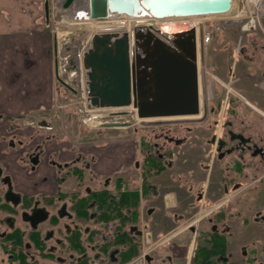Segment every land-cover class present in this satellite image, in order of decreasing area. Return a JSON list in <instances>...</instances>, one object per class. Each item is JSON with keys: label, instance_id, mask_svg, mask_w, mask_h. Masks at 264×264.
Segmentation results:
<instances>
[{"label": "flooded vegetation", "instance_id": "flooded-vegetation-1", "mask_svg": "<svg viewBox=\"0 0 264 264\" xmlns=\"http://www.w3.org/2000/svg\"><path fill=\"white\" fill-rule=\"evenodd\" d=\"M254 61H239L238 99L250 87L264 98V63ZM58 65L59 89L77 93L59 83ZM220 102L187 122L152 123L135 154L123 141L47 135L56 128L46 117L0 115L10 122L0 136V264H264V127L247 135L230 101L218 126ZM206 122L219 131L195 132Z\"/></svg>", "mask_w": 264, "mask_h": 264}, {"label": "rangeland", "instance_id": "rangeland-1", "mask_svg": "<svg viewBox=\"0 0 264 264\" xmlns=\"http://www.w3.org/2000/svg\"><path fill=\"white\" fill-rule=\"evenodd\" d=\"M64 2L65 0H49V3L51 5V12L49 21L50 23L48 25L50 26L52 31L54 30V34L57 37V40L59 38V41H63V44L61 45V55L65 58H68L69 60L66 63L65 71L68 72L71 67H74V77L71 76L72 72L70 71L72 70H69L68 73H63L62 76L64 77L65 81H67V83H69L77 90V93H73L69 90H65L64 92L62 88L59 89L56 95L57 107H55V109L51 113H48L46 118V121L56 129L47 131L44 130L47 135L52 136L53 133H55L58 139L71 138L75 143H85L92 141L94 142V145L98 144L101 148H104L108 143H112L113 145L115 144V142L123 141L127 143V148L130 149V154H135V147H138L139 145L138 140L140 139L139 137L141 136V134L149 136L154 135L155 131L153 128L155 127L152 126V123L162 124L165 122H180L182 120H185V122H187L191 120L172 118L171 120L146 119L145 121H140L138 120V117L134 115L133 106H131V110L129 108H123V110L121 111L117 108H114V111V109L111 108L96 109L94 107H90L91 105L86 102L87 90L85 86H83V81L85 80L84 72L83 70H81V56L83 51L89 47L91 38L95 33L105 31L119 32L120 30L125 29L130 31L134 29L135 24L133 26L129 25L130 28L127 26L126 28L123 26H118V24L106 27L100 26L99 24H91V22H86V20L84 21L81 19L79 20L76 17L79 10H86L83 8V4L84 7L86 6L85 0H75L67 9H63ZM233 10L234 12L231 11L230 13H228V15H219V17L216 15L212 17H205L201 21L202 23L199 27L200 31L209 33L211 38L208 46H205V48H201V46H199L198 52L199 58L197 65L199 67L198 77L200 83L199 90L201 94L200 102L202 111L199 116H203L202 113L207 108L208 111H211V106L216 105L217 101H221L220 103L222 106L219 107L220 112L215 117L213 116L214 114H210V116L218 119V126H220L223 118L226 119L224 122L227 121L229 115H226L225 112L230 101L231 107L233 105L235 107L234 113H238L239 110L241 111V114L239 115L242 119H244V125L247 127L246 131L244 132H247V135L252 133L251 137L256 139L257 134L260 133L258 128L264 127V98L259 99L257 94L253 92L254 89L250 87L249 89L243 88V90H237V92L240 91V93H238V95L241 96L240 100L238 99V96L235 92L236 88L234 87H236V80L239 72H241L242 74L244 73L243 69H239L242 67L239 64V61H241V63H246L248 62V60H255L254 63L259 65H262V63H264V30L259 27L257 28V30L254 29L252 31L243 32L242 29L244 25L247 24V20L240 16L237 17V13L242 10V4L240 0L234 1ZM41 19L42 22L46 21L44 12L42 13ZM73 19H75V21ZM113 20L116 19H111L108 21L107 18L105 20H99L97 22L102 23L104 21L110 22ZM75 23L81 24L74 25ZM261 24L264 28V18L261 19ZM165 33L172 34L173 31ZM236 64L238 65V68H236ZM230 66L231 70H229ZM256 66L257 65H255L254 67ZM234 71L236 73H233ZM214 76L219 77L220 80L217 79L216 81ZM245 80L246 79L242 80V82H245ZM249 85L251 86V82H249ZM262 87V91L264 92V83ZM205 101L208 103L206 104ZM248 103L252 105L249 107L247 105ZM229 119L233 120L234 118L230 117ZM127 122L131 123V126L129 128H113L114 126H116V124L120 125ZM193 124L194 126H196L198 123L194 122ZM213 128L216 129L212 123L206 122L203 126H201V128L196 129L195 132L211 133L214 131ZM215 131L218 132L219 127ZM258 135L261 136L262 134ZM262 137H264V135H262ZM196 140L200 141V139L197 138ZM123 145L125 144L119 145V147H121L120 149L125 148L123 147ZM107 155L114 160L113 155H111L110 153ZM122 163L123 159L120 158L119 162H115L114 166L118 164L120 165ZM130 174L131 177L136 179L137 171L134 168L132 169ZM89 179L90 178L84 176L83 180ZM146 207H149V205H147ZM261 236L264 235H260V237ZM192 238L190 239V241L192 240ZM157 239L158 238L154 233V246L157 245ZM180 239H182V241L188 239L187 233H183V237H181ZM247 239H249V237H246L245 239L243 238L241 242H248ZM141 242L142 240L140 239V243ZM152 246L153 245H151L150 247ZM165 248L166 247L163 246L161 247L162 250ZM189 255L190 252L188 253L187 257H189ZM185 260L187 261L188 258ZM183 262L184 261L179 262V264H185Z\"/></svg>", "mask_w": 264, "mask_h": 264}, {"label": "water", "instance_id": "water-1", "mask_svg": "<svg viewBox=\"0 0 264 264\" xmlns=\"http://www.w3.org/2000/svg\"><path fill=\"white\" fill-rule=\"evenodd\" d=\"M74 1L65 0L63 9ZM232 1L88 0L87 9L79 10L76 17L99 21L112 14L146 19L224 15L232 11ZM49 8L47 0L44 8L47 21H50ZM196 39L195 28L164 35L153 22L144 20L136 22L130 31L95 33L81 56L90 107L133 106L134 115L140 120L200 115ZM57 79L73 91L59 76ZM116 126L128 127L131 123Z\"/></svg>", "mask_w": 264, "mask_h": 264}, {"label": "crops", "instance_id": "crops-1", "mask_svg": "<svg viewBox=\"0 0 264 264\" xmlns=\"http://www.w3.org/2000/svg\"><path fill=\"white\" fill-rule=\"evenodd\" d=\"M46 1L0 0V115L9 120L47 118L57 107L56 62L64 73L65 57L63 41L42 22ZM9 124L0 119V136ZM8 156L16 166L15 154Z\"/></svg>", "mask_w": 264, "mask_h": 264}, {"label": "bare ground", "instance_id": "bare-ground-1", "mask_svg": "<svg viewBox=\"0 0 264 264\" xmlns=\"http://www.w3.org/2000/svg\"><path fill=\"white\" fill-rule=\"evenodd\" d=\"M234 1L235 0L232 1L233 4H234ZM85 4H86V6L84 7V4H83V8L87 9L86 7H88V0L87 1L85 0ZM232 11L234 12L233 8H232ZM224 15H226V14H224ZM212 16H215V15H209V16H187V17H164V18H160V19H146V18H130L127 15L112 14V16L110 18H108V21L111 20V19H116V20H113V21H110V22H106L107 21L106 20V21H104L102 23L101 22H97V21H93V20L92 21L86 20V22L88 21V22H91V24H97V25L99 24L100 26H105V27L106 26H112L114 24H118V26H123V27L126 28V26L129 27V25L133 26L138 21H142V20L151 21V22H153V25L155 27H157L159 30H161L163 32L164 35L167 34L165 32H171V31H173L174 34L180 33V32H187L193 27V28H195L196 34H197L198 39H199V36L202 34V32L200 31V28H199L201 23H202L201 21L205 17H212ZM216 16L219 17V15H216ZM73 20L75 21V19H73ZM81 20L85 21V19H81ZM79 24H81V23H75L74 25H79ZM123 108L124 109H126V108L130 109L132 107L130 106V107H123ZM123 108L120 107V108H117V109L121 111V110H123ZM111 109H114V108H111ZM115 109H114V111H115ZM133 112H135V110H133ZM197 116H199V115H195V116H192V117L191 116L190 117H178V119H189V118H193V117H197ZM171 119L172 118L150 119V120H171ZM138 120H140V119H138Z\"/></svg>", "mask_w": 264, "mask_h": 264}, {"label": "built area", "instance_id": "built-area-1", "mask_svg": "<svg viewBox=\"0 0 264 264\" xmlns=\"http://www.w3.org/2000/svg\"><path fill=\"white\" fill-rule=\"evenodd\" d=\"M242 4V10L239 11L237 17H242L247 20V24L244 25L242 31H252L257 28H262L264 30L261 19L264 18V0H240ZM243 20V19H242ZM258 25V26H257ZM193 28V27H192ZM219 28V27H218ZM202 34L197 36L198 49L205 48L208 46V43L211 41L210 35L207 32L201 31ZM83 81V80H82ZM85 86V84H83Z\"/></svg>", "mask_w": 264, "mask_h": 264}]
</instances>
